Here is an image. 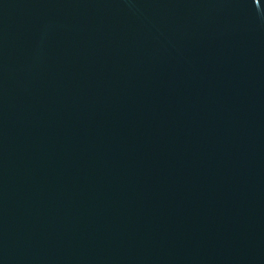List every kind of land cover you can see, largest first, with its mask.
I'll use <instances>...</instances> for the list:
<instances>
[{
	"label": "water",
	"instance_id": "water-1",
	"mask_svg": "<svg viewBox=\"0 0 264 264\" xmlns=\"http://www.w3.org/2000/svg\"><path fill=\"white\" fill-rule=\"evenodd\" d=\"M0 264H264V0H0Z\"/></svg>",
	"mask_w": 264,
	"mask_h": 264
}]
</instances>
